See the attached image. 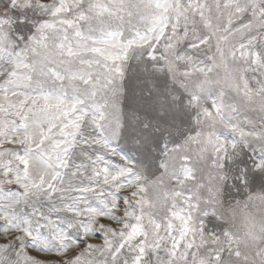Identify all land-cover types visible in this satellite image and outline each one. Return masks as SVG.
I'll list each match as a JSON object with an SVG mask.
<instances>
[{"label": "snow or ice", "instance_id": "obj_1", "mask_svg": "<svg viewBox=\"0 0 264 264\" xmlns=\"http://www.w3.org/2000/svg\"><path fill=\"white\" fill-rule=\"evenodd\" d=\"M0 264H264V0H0Z\"/></svg>", "mask_w": 264, "mask_h": 264}, {"label": "clouds", "instance_id": "obj_2", "mask_svg": "<svg viewBox=\"0 0 264 264\" xmlns=\"http://www.w3.org/2000/svg\"><path fill=\"white\" fill-rule=\"evenodd\" d=\"M242 222V221H241Z\"/></svg>", "mask_w": 264, "mask_h": 264}]
</instances>
